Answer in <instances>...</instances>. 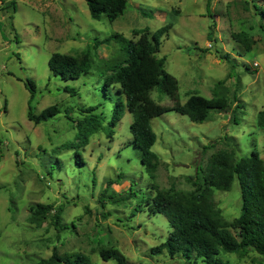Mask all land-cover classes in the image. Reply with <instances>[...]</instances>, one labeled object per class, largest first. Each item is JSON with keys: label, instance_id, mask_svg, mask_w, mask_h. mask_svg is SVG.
Instances as JSON below:
<instances>
[{"label": "rangeland", "instance_id": "rangeland-1", "mask_svg": "<svg viewBox=\"0 0 264 264\" xmlns=\"http://www.w3.org/2000/svg\"><path fill=\"white\" fill-rule=\"evenodd\" d=\"M167 24L171 28L156 56L165 59L164 69L177 80L178 91L175 100L157 88L150 93L169 109L151 120L152 151L158 157L151 179L131 142L130 113L112 134L99 129L85 138L77 123L91 107L103 126L111 118L100 93L101 72L119 48L113 41L94 47L95 40L118 33L137 41L138 31L154 33ZM239 33L252 40L249 50L232 36ZM85 51L91 69L77 80L55 77L47 66L54 53L80 57ZM28 79L37 91L34 116L56 107L53 118L38 124L27 119ZM218 82L235 99L227 113L210 111L197 124L173 110L192 95L210 99ZM115 89L111 86V95ZM261 113L264 0H128L125 13L111 22L104 14L92 20L85 0H0V264H39L54 251L82 254L91 264H116L101 259L103 248L119 252L126 264H203L195 256L151 253L171 232L166 217L148 208L153 185L194 190L198 168L206 169L221 150L235 151L237 157L256 152L264 161ZM212 198L228 222L239 216L236 180L229 191L214 190ZM37 204L51 205L50 215L60 209L66 228L56 230L50 216L40 226L32 223ZM220 257L232 264H264L254 251Z\"/></svg>", "mask_w": 264, "mask_h": 264}, {"label": "trees", "instance_id": "trees-1", "mask_svg": "<svg viewBox=\"0 0 264 264\" xmlns=\"http://www.w3.org/2000/svg\"><path fill=\"white\" fill-rule=\"evenodd\" d=\"M90 18L98 21L104 14L109 22L122 16L128 0H85ZM14 3H12L13 5ZM171 28L167 24L158 31L150 33L148 29L138 31L139 39L133 41L115 33L103 41H96L94 47L109 44L118 45V55L112 61L103 64L101 74L105 77L100 93L109 102L111 118L107 127L103 120L92 114L96 107L86 109L90 115L77 123L83 137L103 129L112 134L113 128L126 113L132 115L129 125L131 142L140 150V163L147 170L151 179L158 165V157L152 151L156 134L151 127V120L169 109L154 102L150 93L157 88L161 93L175 100L178 91L177 80L164 69V58H158L160 39ZM234 39L249 50L252 40L242 33L233 34ZM51 73L62 80H77L88 74L91 69L90 53L85 51L80 57L54 53L47 61ZM110 75H106L107 73ZM111 86L115 94L111 95ZM28 90L27 119L38 124L53 118L59 113L56 107L44 109L34 116L36 86L32 80H26ZM70 93L72 89L64 88ZM223 82H218L210 99L199 95L190 96L184 104L176 102L174 111L186 116L193 123H203L210 111L227 113L235 103ZM104 115H106L104 113ZM102 119H104L102 117ZM260 127L264 124V114L259 115ZM201 172V176L199 174ZM195 189L192 191L161 190L153 185L154 196L148 201V208L154 214L163 215L169 222L171 232L165 242L151 249L153 255L163 251L169 256L181 255L186 259L195 256L203 264H232L224 261L220 254H244L254 251L264 257V161L258 153L249 157H237L235 151L225 150L214 153L208 160L207 168H198L194 177ZM202 180V182H201ZM236 180L241 195L239 216L228 222L213 201V191H229ZM51 205L32 206L30 221L40 226L47 216L52 218L53 226L60 231L66 227L60 223L61 210L52 215ZM230 229L238 231L235 236ZM103 261L113 260L116 264H126L124 256L113 249L99 250ZM39 264H91L89 258L72 253L58 255L56 251Z\"/></svg>", "mask_w": 264, "mask_h": 264}]
</instances>
